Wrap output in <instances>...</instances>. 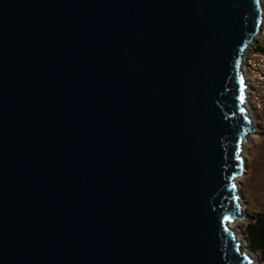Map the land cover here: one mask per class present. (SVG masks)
<instances>
[{"label":"water","instance_id":"water-1","mask_svg":"<svg viewBox=\"0 0 264 264\" xmlns=\"http://www.w3.org/2000/svg\"><path fill=\"white\" fill-rule=\"evenodd\" d=\"M261 12L0 0V264H254L231 225Z\"/></svg>","mask_w":264,"mask_h":264},{"label":"rangeland","instance_id":"rangeland-1","mask_svg":"<svg viewBox=\"0 0 264 264\" xmlns=\"http://www.w3.org/2000/svg\"><path fill=\"white\" fill-rule=\"evenodd\" d=\"M251 117L255 132L247 141L244 175L239 179L246 211L243 213L245 218H238L237 222L239 233L244 238L242 243L252 252L249 254L254 264H264L262 253L249 244L246 232L257 215L264 213V113L253 112Z\"/></svg>","mask_w":264,"mask_h":264},{"label":"built area","instance_id":"built-area-1","mask_svg":"<svg viewBox=\"0 0 264 264\" xmlns=\"http://www.w3.org/2000/svg\"><path fill=\"white\" fill-rule=\"evenodd\" d=\"M246 88V104L251 113H264V0L257 33L242 58ZM249 110V112H250Z\"/></svg>","mask_w":264,"mask_h":264},{"label":"trees","instance_id":"trees-1","mask_svg":"<svg viewBox=\"0 0 264 264\" xmlns=\"http://www.w3.org/2000/svg\"><path fill=\"white\" fill-rule=\"evenodd\" d=\"M246 232L249 244L260 251L264 259V213L257 215Z\"/></svg>","mask_w":264,"mask_h":264},{"label":"bare ground","instance_id":"bare-ground-1","mask_svg":"<svg viewBox=\"0 0 264 264\" xmlns=\"http://www.w3.org/2000/svg\"><path fill=\"white\" fill-rule=\"evenodd\" d=\"M249 110H250V108H249ZM250 115H251V110H250ZM251 135V134H250ZM249 135V136H250ZM248 141H249V138H248ZM247 147H248V143H245V145H244V149H243V157H244V162H245V153H246V151H247ZM243 175H244V173H243ZM242 175V176H243ZM241 176V177H242ZM240 177V178H241ZM239 178V179H240ZM239 181V180H238ZM240 184V183H239ZM241 192V191H240ZM241 202H242V215H243V213H245V211H246V205H245V203H244V201H243V196H242V194H241ZM231 227L233 228V230H235V231H238V234H237V240L238 241H240L241 243H242V241H243V237L241 236V234L239 233V230H238V222L237 221H235L232 225H231ZM244 242V241H243ZM242 249H241V253H244L245 252V254L247 255V256H249V257H251V255L249 254V252L250 253H252L248 248H247V246L245 245V244H243L242 243V247H241ZM256 264V263H255Z\"/></svg>","mask_w":264,"mask_h":264},{"label":"snow or ice","instance_id":"snow-or-ice-1","mask_svg":"<svg viewBox=\"0 0 264 264\" xmlns=\"http://www.w3.org/2000/svg\"><path fill=\"white\" fill-rule=\"evenodd\" d=\"M237 63H239V62H237ZM245 89H246L245 80H244V77L241 75L240 76V96H239L241 103L245 102V98H246L245 97ZM240 111L244 112L245 109L241 108ZM245 119H247V116H245ZM237 159H240L239 153H237ZM242 171H243V164L241 163V173H242ZM236 187H237L236 184L232 185L233 189H235ZM237 199H239V198L237 197Z\"/></svg>","mask_w":264,"mask_h":264}]
</instances>
